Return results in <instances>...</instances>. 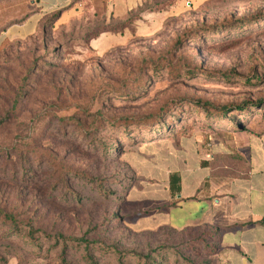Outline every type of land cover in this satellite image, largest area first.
Masks as SVG:
<instances>
[{
  "label": "rangeland",
  "instance_id": "374dc122",
  "mask_svg": "<svg viewBox=\"0 0 264 264\" xmlns=\"http://www.w3.org/2000/svg\"><path fill=\"white\" fill-rule=\"evenodd\" d=\"M256 133L264 0H143L125 20L43 24L0 58V264L208 263L214 234L139 233L123 196L162 180L146 144Z\"/></svg>",
  "mask_w": 264,
  "mask_h": 264
},
{
  "label": "crops",
  "instance_id": "0c3cea01",
  "mask_svg": "<svg viewBox=\"0 0 264 264\" xmlns=\"http://www.w3.org/2000/svg\"><path fill=\"white\" fill-rule=\"evenodd\" d=\"M142 2L0 0V53L33 37L53 15L63 20L79 10H104L109 19L125 20ZM143 147L149 152L146 168L161 171L162 180L135 184L133 188L140 192L137 198H131L133 188L126 194L125 203L138 206L133 223L137 232L206 228L216 237V249L206 264H264V133L229 143L186 135ZM129 165L136 174L135 166ZM171 176L178 179V193L169 190ZM164 205L170 207L156 210ZM144 211L148 214H141Z\"/></svg>",
  "mask_w": 264,
  "mask_h": 264
},
{
  "label": "trees",
  "instance_id": "16d2710c",
  "mask_svg": "<svg viewBox=\"0 0 264 264\" xmlns=\"http://www.w3.org/2000/svg\"><path fill=\"white\" fill-rule=\"evenodd\" d=\"M57 19V14L56 15H53V16H51V17H49V18H47L42 24H41V26L39 27V29L37 30V33L39 32V30L41 29V27L43 26V24H47V23H49V22H53V21H55ZM215 27H211V28H209V31H211V30H213ZM208 31V32H209ZM217 32V31H216ZM37 33L35 34V35H37ZM35 35L33 36V37H35ZM33 37H31V38H33ZM31 38H29L28 40H30ZM28 40H26V41H28ZM25 41V42H26ZM21 43H24V42H21ZM21 43H13V44H10V45H18V44H21ZM9 46V45H8ZM7 47V46H6ZM3 54H4V49L1 51V53H0V58L2 59V57H3ZM243 109L241 108V107H238L237 109H236V111H242ZM233 111H228V115L229 114H231ZM222 116H224V114L222 115ZM158 126V125H157ZM157 126H156V128H157ZM157 131L159 130V129H156ZM152 132H153V130H152ZM158 138V137H157ZM157 138H153V139H149L148 141H153V140H156ZM160 138H162V137H160ZM169 190H170V192L171 193H178V179L175 177V176H171L170 178H169ZM131 188L130 187H128V189H127V192L130 190ZM127 192L124 194V196H123V202L125 203V197H126V194H127ZM170 206L169 205H164V206H160V207H157L156 208V210L157 211H163V210H165V209H168ZM138 213V212H137ZM141 214H148V211H144L143 213H141ZM136 216H137V214H136ZM162 229H167V228H162ZM170 230V229H169Z\"/></svg>",
  "mask_w": 264,
  "mask_h": 264
}]
</instances>
